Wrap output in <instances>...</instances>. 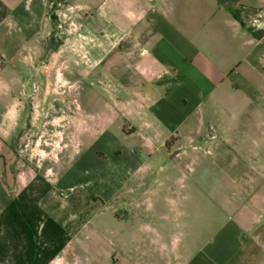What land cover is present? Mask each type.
Here are the masks:
<instances>
[{
    "label": "crops",
    "instance_id": "obj_1",
    "mask_svg": "<svg viewBox=\"0 0 264 264\" xmlns=\"http://www.w3.org/2000/svg\"><path fill=\"white\" fill-rule=\"evenodd\" d=\"M43 2L0 0V215L40 175L52 186L40 207L72 236L62 252L88 227L75 229L81 207L100 201L110 216L124 195L128 217L111 211L117 225L106 223L111 264H264V0H63L50 52ZM221 115L235 132L263 131L234 141L248 172L215 190L227 217L189 258L167 241L187 236L184 222H144L142 198L166 186L150 189L149 163L177 167L216 140L229 155ZM62 252L50 264L79 262Z\"/></svg>",
    "mask_w": 264,
    "mask_h": 264
},
{
    "label": "rangeland",
    "instance_id": "obj_2",
    "mask_svg": "<svg viewBox=\"0 0 264 264\" xmlns=\"http://www.w3.org/2000/svg\"><path fill=\"white\" fill-rule=\"evenodd\" d=\"M49 3L50 0H44V2L36 8L39 17L42 11L45 12L47 10ZM43 5L44 7H42ZM60 6H63V2L58 3L57 8ZM222 117L227 124V128H225L227 132L226 137L230 140L228 141L230 142L229 146L231 149L229 155L218 154L217 149H223L226 145L216 140L210 145L212 150L209 155L205 152L206 150L203 149V151L199 152L197 157L194 156L195 158L188 157L184 160H180L177 167L174 166V162L172 161H152L149 163L153 171L147 178L149 186L152 187L150 189H160L159 182H164L166 186L161 188V191H157V194L155 192H150L145 194L142 198L145 201L146 208V218L144 222L153 225V220L155 218V223H158L159 227L163 225L171 226L176 218L184 222L183 230L185 232L187 227V236L186 234L184 236H168L167 241L171 245H174L176 242L177 245L179 244V246L186 247L189 258L194 253H197L206 240L216 231L220 222L227 217V214L222 210L225 198L220 197L219 193L216 194L215 190L221 189L222 187L226 188V190L228 189L226 186L228 185V180L232 177V173L235 172L233 171L234 169L238 170V172H248L250 162L240 161L236 158V156H240V154L235 148L234 141L237 138L246 139L260 136L263 131V128H260V126L257 127L254 122V125L251 127L247 124L246 126L248 128L243 126L238 132H235L234 129L230 128L231 124L228 122L229 120L225 118L224 115H221L220 119H222ZM218 118L217 116V118L214 119V125H217ZM214 127L216 132H218L219 128H216L217 126ZM245 146L249 147V145ZM201 154H204V159H202L203 156ZM228 195H232V192L228 193ZM235 195L237 199L241 196L236 193ZM76 197L79 198L82 205H85L83 202H90L91 200V198H87L80 194H77ZM122 197L126 198V196L123 195L121 198L115 199L110 205L112 208L107 211L110 216V212L114 211L117 215L128 217V210L122 208L120 205ZM170 201H172V203ZM93 205V210H90L88 207H81L78 210L81 220L76 225L77 228L75 227V229L80 228V223L85 219H87L86 222H88V227L82 231V233L78 234L76 243L71 249L72 251L62 252L70 263H74L73 250H75L80 255L77 264H111V242H114V240L111 237V231H107L106 229V223L109 225H117V222L111 220L105 210L106 215L99 213L103 209L100 201ZM89 211L90 214L85 218L84 215H87ZM160 216H166L168 219L165 220V217L160 218ZM185 221H187V223H185ZM113 229L116 230V227L113 226ZM131 237L132 236H125L128 243L131 241ZM130 244L131 242L129 245ZM115 259L121 261L122 257L117 255ZM152 259L154 260V258ZM53 264L63 263L57 260Z\"/></svg>",
    "mask_w": 264,
    "mask_h": 264
},
{
    "label": "trees",
    "instance_id": "obj_3",
    "mask_svg": "<svg viewBox=\"0 0 264 264\" xmlns=\"http://www.w3.org/2000/svg\"><path fill=\"white\" fill-rule=\"evenodd\" d=\"M62 2L52 0L48 13L53 23L47 42L49 52L59 43V20L55 11ZM231 12L240 19L237 11ZM51 190L46 179L38 175L0 215V264H50L71 241L70 232L40 207V201Z\"/></svg>",
    "mask_w": 264,
    "mask_h": 264
}]
</instances>
